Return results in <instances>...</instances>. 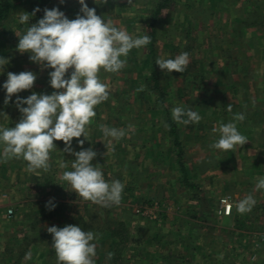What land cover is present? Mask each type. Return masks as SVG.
Returning a JSON list of instances; mask_svg holds the SVG:
<instances>
[{"label":"rangeland","instance_id":"374dc122","mask_svg":"<svg viewBox=\"0 0 264 264\" xmlns=\"http://www.w3.org/2000/svg\"><path fill=\"white\" fill-rule=\"evenodd\" d=\"M163 1L165 0H132V3L129 4L128 0H107L106 3L104 0H85V3L89 8H95L98 16L104 17L106 21L109 18L112 19L116 27L125 29L130 35H148L153 39V46L148 44L140 49L131 50L127 57L126 67L119 73H111L114 79H108V77L101 79L108 85L109 94H115L105 103L110 101L113 107L116 106V103L118 104L120 97L123 99V96H129V92L126 91L128 84L132 88L135 79L138 89L141 84L152 87L154 81H151L152 83L149 81L153 79V71L156 69L157 78L161 81V91L166 95L165 100H161L160 92L147 91V101H145V97L141 95L143 90H137V96L143 97L142 104L137 105V112L139 113L141 109V112H149L148 115H159L161 117L159 119L165 120L166 116L172 119L171 109L176 106L197 111L202 117L200 121L201 140L196 142L194 138L190 137L192 130L198 129L197 123L193 129L188 126L192 123L183 125L186 132L190 134L185 141L188 151H191L189 155L191 157L194 153V146L206 147L213 144L212 138L205 137L206 131L218 127L220 122H233L226 115L228 112L223 110L225 107L223 102L232 103L230 104L231 113L234 116L241 111L239 101L244 96L251 104H254L257 99L256 86L250 87L246 83L248 88L244 91L241 90L239 95H236L226 87V78L230 74V77L236 76L232 79L238 82L241 79L249 80L254 72L264 68V54H262L264 53V22L262 21L264 20V9H261L264 6V0H169L154 20V14ZM246 1H249L251 5ZM11 4L12 10L9 17L0 23V58L9 61L5 65L6 70L0 69V80L7 79L6 72L16 68V64H13V59L10 56L7 57V53L24 55L20 58L23 63L31 61L29 53L21 54L17 50L19 42L17 36L23 34L28 26L42 19L44 9L58 8L68 19H75L78 14H82L79 0H63V3L61 0H11ZM37 8L40 11L32 15ZM21 13H28L31 16L28 24L20 23ZM155 29L157 31L153 36ZM225 51L235 55L225 56ZM182 52L189 53L190 61L183 73H167L161 71L155 64L158 58H175ZM239 60L242 64H246L245 69L248 70L247 75H243L242 78L237 77L240 75L238 71L233 73V68L241 64ZM228 62L231 63L232 72L230 73L225 71ZM32 64L33 67L39 65L42 69H48L34 62ZM28 67L32 69L31 62ZM248 82L252 85V81ZM132 101L133 98L131 103ZM129 104L130 101L125 102L126 106L123 109L128 111ZM118 107L117 105V111H119ZM105 108L110 109V104L105 105ZM249 108L251 107L248 106L247 109ZM115 111H110V113L116 114ZM251 116H255L249 119L251 122L246 120L237 123L240 125L238 130L243 135L250 131H256L257 127L264 123L262 118L264 116L261 113L258 115L253 113ZM176 124H174V128L178 130ZM249 154V157L257 158L258 153ZM105 155L112 156L107 153ZM60 156L63 159L67 157L64 154ZM63 159H57L61 161L57 163V168L51 175L50 185L46 181L49 177L48 172L25 170L27 164L23 159H20L22 161L19 162L21 168L18 166L13 170L8 169V171L1 169L2 165L4 166L6 163L3 160L0 162V264H57L55 250L52 248V239L44 236L49 234L47 228L52 226L63 228L67 225H75L85 231L98 234L99 238L94 243L97 244L98 251L102 253V248L110 250L111 246L109 236L99 231L107 226L109 228L111 223L122 221V219H125V222L130 225L132 236L135 235L146 245L155 243L154 238L160 236L157 241L160 246L162 245L159 248L152 245V247L149 246V250H146L145 244L137 246L134 242L129 249L124 251V262H128L127 264H150L146 262L147 258L159 259L161 254L166 255V253L176 255L178 251L174 249V244L180 240L176 234L177 229L180 226L192 229L196 223L193 219L194 207L192 204L186 208L189 210L186 215L190 219L181 225L180 219L176 217V210H173L171 204L159 205L157 202L149 204L147 202L149 200L141 201L138 204H135L134 201L123 202L124 205L121 203L116 207L114 205L102 207L93 204L77 196L71 185L62 180L63 171H67L66 168L59 166L61 162H64ZM111 162L104 163V165L97 163L96 165L101 166L107 181L120 180L122 183H127L128 180L122 179L124 176L120 177V171L115 170L116 163H113V160ZM238 162L239 164L241 162L243 167L250 165V169L255 167L251 165H256L255 162L244 159H239ZM65 163L68 164V162ZM96 165L93 164V166ZM34 173L40 174L45 180L39 183L34 182ZM245 175L241 179L233 175L231 184L225 189V194H231L238 202L247 195L254 197L256 204L251 212L242 214L243 217L240 216L242 219L248 216L246 220L217 221L213 217L204 218L205 223H210V226L206 225L211 228L213 238L210 241L206 238L207 236L201 235V237H204V243L208 242L207 247L211 246L210 255L220 262H226V264H258L249 262V258L254 259L258 252L264 255V245H255L257 238H253L254 245H250L246 242L247 238L240 235V230L246 229L250 223L260 224L264 221L262 217L256 216V212L259 213L264 208V199L260 198L262 190H256L255 187L257 181L262 177H259V173L256 174V172L252 176ZM219 189L220 187H217L216 191ZM218 194L216 192L214 196L218 197ZM258 199L259 201H257ZM151 201L159 200L152 199ZM134 204L135 206H133ZM217 204L218 200L215 198L209 203V206L214 209ZM46 205L49 206L46 207ZM174 206L176 207V204ZM143 207L154 211L151 217L137 213V210ZM10 209L14 210L12 217L8 215ZM80 219L86 224L80 223L78 221ZM233 225L234 229H232ZM237 227L239 232L236 231ZM184 237L186 236L184 235ZM193 240H195L194 237L190 236V241ZM165 246L169 247L165 248ZM252 248L254 249L251 251ZM97 254L95 264H104L103 256ZM194 255L201 258L203 254L195 251ZM253 261L258 260L254 259Z\"/></svg>","mask_w":264,"mask_h":264},{"label":"clouds","instance_id":"9594fccd","mask_svg":"<svg viewBox=\"0 0 264 264\" xmlns=\"http://www.w3.org/2000/svg\"><path fill=\"white\" fill-rule=\"evenodd\" d=\"M128 3L131 4L132 0ZM79 4L82 14L75 19H68L58 8L44 9L43 18L17 36V50L21 54L29 53L32 62L52 69L49 82L54 91L51 95L33 92L26 99H17L22 118L15 127L0 126V145H3L0 158L5 162L22 158L27 162V171L48 172L50 153L56 150L54 141H62L64 152L75 156L72 170L64 171L62 180L68 182L73 192L83 200L111 207L121 203L125 185L120 180L107 181L101 166H93L95 151L89 148L74 152L71 144L75 138L83 148L84 140L80 137L86 139V126L96 116V107L109 97V87L99 76L101 70L119 73L126 67L131 50L147 46L151 37L130 35L125 29L116 27L112 19L106 21L98 16L95 8H89L85 0H79ZM39 11V8L35 9L32 15ZM19 19L21 24H28L31 16L21 13ZM189 62V53L182 52L175 58H158L155 64L167 73H183ZM8 63L7 59L0 58V69ZM69 70L70 77L66 78ZM36 79L31 71L9 72L3 84L7 94L5 103L14 95L32 89ZM228 111H232L230 104ZM171 115L174 122L183 125L199 123L202 119L197 111L183 106L173 107ZM244 119L245 116L238 113L233 116V122H220L218 127H213V133L218 132L219 138L210 147L234 151L236 146L248 143V138L237 127V122ZM100 131L105 137L117 141L126 135L124 129L106 125H100ZM59 166L68 168L65 162ZM255 187L256 190H264V177L257 181ZM255 204L254 197L247 195L236 208L244 214L251 212ZM47 232L52 236L57 264H95L97 244L94 241L98 240V234L75 225L52 226L47 228ZM113 256L114 253H107L108 260Z\"/></svg>","mask_w":264,"mask_h":264},{"label":"crops","instance_id":"0c3cea01","mask_svg":"<svg viewBox=\"0 0 264 264\" xmlns=\"http://www.w3.org/2000/svg\"><path fill=\"white\" fill-rule=\"evenodd\" d=\"M246 2L251 5L249 1ZM258 7L259 5L257 8ZM261 9H264V6H262ZM262 21L264 22V20ZM257 22L260 24L262 23L261 21ZM151 45L153 46V44L150 43V46ZM226 55L232 57L235 54L226 53L225 51V56ZM9 56L13 59V64H16V68L10 72L18 74L22 71H31L37 76V79L32 89L22 91L19 94L14 95L7 104L5 103L7 94L6 90L3 88V84L7 81V79L0 80V126L3 127H15V124L18 123L22 118V113L19 111L16 104L18 98L26 99L33 92L38 95H51L54 91V89L51 88L49 82V73L52 71V69H42L39 67V65L33 67L32 61L23 63L20 58L24 55H18L17 53H7V57ZM30 62L32 69H29L28 67ZM245 67H247L246 64H242L241 62L239 66H235V68H233V73L238 71V74L240 73V75L237 77L242 78L243 75H247L248 70H246ZM3 68L6 70L7 67L4 66ZM225 71H228V73L232 72L231 63L228 62V66L226 67ZM8 73L9 72H6V75H8ZM70 73L71 70H69L66 78L70 77ZM99 76L100 79L105 77H108V79H114L111 73L104 72L103 70H101ZM229 77L230 74L227 75L226 78V87L231 93L233 92L236 95H239L241 90L244 91L246 88H248L246 83L250 87L256 86L257 99L254 104L249 103V101L245 99V96L239 101L241 108L239 113L245 116V119L242 122H245L246 120L247 122H251L249 119L255 117L251 116L253 113H255V115L261 113L264 116V68L254 72V75H252L250 79L248 78L250 81H252V85L249 84V80L241 79L238 82L232 79L236 76H232L230 79ZM130 87L131 86L128 84L126 90L129 92V96H123V99L120 97L118 104L116 103V106H119L117 108L119 111L116 110V106L112 107L110 101L109 103L103 102L96 107V116L93 118L92 123L86 126V139L83 136L80 137V140H84L83 148L80 147L79 141L74 138L71 144L72 150L74 152H79L81 150H87L91 148L97 153L96 157L92 161V164L95 165L97 163L104 165V163L111 162L112 160L114 161L113 163H116L115 170L120 171V177L124 176L122 178L123 180H128L127 183H123L125 187L122 193V204L123 202L127 203L129 201H134L135 204H138L141 201L146 202L147 200L150 201V199H158L159 201H152V203L157 202L159 205L171 204L173 210H176V217L180 219V225L181 223L188 222L190 219L189 216L186 215L189 212V210H186V208L189 204L193 205V219L196 221V223H194V228L192 229H187L186 227L181 228V226L177 229L176 234L180 240L178 243L174 244V249L178 251L176 252V255L172 253H166V255L161 254L162 256L159 259L147 258V263L226 264V262H220L219 260L214 259L210 255L211 246L207 247L208 242L204 243L205 239L203 240V238L205 236H207L206 238L210 239V241L213 238L211 236V228L209 227L210 223H205L206 221L204 218L208 217L210 219L213 217V219L217 221H241L243 219L246 220V217H248L245 216L243 219L240 218V216L243 217V215L237 211V199L231 194H225V189H227L231 184V179H233L231 177L233 175H235L236 178L241 179L242 176H246L245 174L252 176L254 175V172H256V174L259 173V177H264V123L262 126L257 127L256 131L245 133L244 135L248 138V143L242 147L236 146L234 151L213 149L210 147L211 144L207 145L206 147L197 145L194 146V153H192L190 157L189 155L191 151H188V145L186 146L187 142L185 139L191 134L190 137L194 138L196 142L201 140L200 122L196 124L198 127L197 130L193 129L195 127V123L188 125L193 129L192 132L188 134V132H186L185 128L183 127V124H176L173 119L169 118V116H166V119L162 120L159 119L161 118L159 115H148L149 112H141V109L138 113L137 105L142 104L141 99L143 100V97L139 98L140 95L137 96L138 88L136 79L133 80L132 88ZM141 88L143 89L141 95L144 96V100L147 101L146 97L148 94L146 90L148 87L141 84L140 89ZM114 96L115 94H109L108 98H113ZM132 98L133 101L131 103ZM129 101L130 104L129 106L127 105L129 110L126 111L123 108L126 106L125 102ZM223 103L225 106L223 110L228 112L226 115H228L232 120L233 113L229 112L227 109L229 104L232 103H228L226 101ZM107 104H110V109L105 108V105ZM217 106L220 107V105ZM248 106L251 108L247 109ZM22 107H27V105H22ZM260 107L261 109H259ZM110 111H115L116 114H111ZM262 118L264 119V117ZM174 124L178 126V130L173 128ZM238 124L237 127L239 128L240 125ZM100 125H106L110 128L114 127L118 129H124L126 131V135L118 141L112 139L111 137H105L104 133L100 131ZM129 125L132 127L129 128ZM242 130L245 132L243 127ZM206 133L207 135H205V137H208L209 139L212 138V143L217 141V137L219 138L218 132L213 133V131L210 130L206 131ZM54 143L56 145V150L50 153L49 163L51 167L48 171L49 177L46 180L49 185L52 180L51 175L55 172L57 163L61 161L57 159H63L60 155H67V157L63 159L64 162H68V168H66L67 171L72 170L71 163L75 159L74 155L64 152L65 145L62 141H54ZM2 149L3 145H0V153H2ZM255 152L258 153L256 155L258 159L253 158L254 156L249 157V153ZM105 153L111 154L112 156L110 157L108 155V157L105 155ZM114 157L117 159H114ZM239 159L255 162L256 165H251L255 166L254 169H250V165L243 167L241 166V162L239 164ZM2 160L3 159L0 158V162ZM20 161L22 160L15 158L6 162L4 161L6 165H2L1 169L3 168L5 171H8V169L13 170L19 166ZM25 163L27 164L26 161ZM25 170H27V165L25 166ZM38 171L41 172L42 170ZM34 176L35 177H33V180L36 183L45 180L40 174L34 173ZM217 187H220L218 191H216ZM216 192L219 193L217 195L218 197L214 196L216 195ZM227 195L231 196L234 202L233 213L230 216H224L219 213L220 200ZM260 195V198L264 199V190L261 191ZM215 198H217L218 204L214 207V209H211L209 203ZM257 201H259V199ZM135 204L133 206H135ZM174 204H176V207ZM114 206L116 207L117 205ZM122 209H124L123 206ZM256 216L262 217L264 219V208L261 209L259 213L256 212ZM122 220L125 221V219ZM250 226L247 225L246 229L240 230V235L242 234V236L246 237V242L251 245L253 244V238H257L258 241L259 236L264 235V221L260 224L250 223ZM232 229H234V225ZM236 231L239 232L238 227L236 228ZM183 234L186 237H184ZM201 235L204 237H201ZM190 236L194 237L195 240L190 241ZM159 238L160 236L154 238V241L157 243H149L147 245L146 243H142V245L145 244L144 248L146 250H149V246L152 247V245H156V248H159L162 246H160L159 241H157ZM255 245L257 246V242ZM169 246H165V248H168ZM253 249L254 248H252L251 251ZM195 251L201 252L203 254L202 257H195ZM254 259L258 261H253ZM254 259L249 258V262L264 264V255H262L261 252L256 253Z\"/></svg>","mask_w":264,"mask_h":264},{"label":"trees","instance_id":"16d2710c","mask_svg":"<svg viewBox=\"0 0 264 264\" xmlns=\"http://www.w3.org/2000/svg\"><path fill=\"white\" fill-rule=\"evenodd\" d=\"M169 0H165L163 2L160 3L159 5V9L155 12L154 14V20H156L157 16L160 14L161 10H163L165 8V6L168 4ZM12 10V4H11V0H4V1H0V23H2L3 21H5ZM154 23V22H153ZM155 26V25H154ZM157 29L154 30V34L153 36H155ZM153 39H151V44ZM151 81H154V84L152 85V87H148V89L146 91H158L161 94V100H165V96L164 93L161 91V81H159V79L157 78V72L156 69L154 70V74H153V79ZM152 83V82H151ZM174 128V126H173ZM172 129V127H171ZM175 129V128H174ZM173 130V129H172ZM149 204H152V201H148ZM80 221V223L82 224H86L84 221H82V219L78 220ZM108 224V222H106ZM112 225L103 228L101 231V233L106 234L109 236L110 239V250L108 248H102V253H104V255H102L101 252L98 251L97 248V255H102L103 256V262L104 264H127L126 262H124L125 258L123 257V253L126 249H129L131 247V245L135 242V245H142L143 241L139 240L134 236H132V230L130 225L125 222V221H115L113 223H111ZM109 225V224H108ZM89 227V226H88ZM97 231V233H99ZM45 237H50L52 239L51 234H46L44 235ZM145 243V242H144ZM112 252L114 253V256L111 260L107 259V253Z\"/></svg>","mask_w":264,"mask_h":264},{"label":"built area","instance_id":"2783aa9c","mask_svg":"<svg viewBox=\"0 0 264 264\" xmlns=\"http://www.w3.org/2000/svg\"><path fill=\"white\" fill-rule=\"evenodd\" d=\"M234 209V202L231 196L227 195L220 200L219 204V213L224 216H230L233 213ZM138 214L151 217V214L154 213V211L150 210L148 207L139 208L137 210ZM14 214V210L10 209L8 211L9 217H12ZM261 244L264 245V235L259 236V240L257 241V246H260Z\"/></svg>","mask_w":264,"mask_h":264}]
</instances>
